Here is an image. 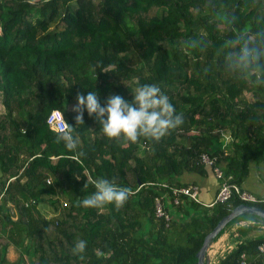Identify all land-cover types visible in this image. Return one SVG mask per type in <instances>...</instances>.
<instances>
[{
	"label": "trees",
	"instance_id": "obj_1",
	"mask_svg": "<svg viewBox=\"0 0 264 264\" xmlns=\"http://www.w3.org/2000/svg\"><path fill=\"white\" fill-rule=\"evenodd\" d=\"M244 42L262 53L250 69L228 58ZM142 84L184 116L160 141L109 139L86 110L75 125L78 92L97 91L103 105L112 94L131 101ZM0 96V264H197L207 234L244 201L207 205L174 189L190 186L186 171L214 174L196 164L204 152L240 185L252 161L264 165V0H0ZM54 109L74 125L75 151L57 142ZM98 178L133 195L119 209L80 206ZM243 216L263 220L227 227Z\"/></svg>",
	"mask_w": 264,
	"mask_h": 264
},
{
	"label": "clouds",
	"instance_id": "obj_2",
	"mask_svg": "<svg viewBox=\"0 0 264 264\" xmlns=\"http://www.w3.org/2000/svg\"><path fill=\"white\" fill-rule=\"evenodd\" d=\"M262 53L244 42L238 53L229 55L233 66L250 69L260 60ZM103 70V69H102ZM131 101L125 100L119 94H112L106 98L102 105L97 91H88L87 95L77 93V103L73 106L75 125L84 124L85 110L89 117H94L102 127L103 134L109 139H119L136 143L141 137L160 141L172 129L184 123L182 113H177L169 97L157 84L138 85L132 93ZM63 141L69 151H75L80 143L75 135L74 125L64 120V127L57 130V142ZM84 153H78L83 156ZM95 191L80 201V206L85 208H100L107 204H114L121 208L133 195L129 187H120L114 182L98 178L92 181ZM86 241H78L73 253H83Z\"/></svg>",
	"mask_w": 264,
	"mask_h": 264
},
{
	"label": "crops",
	"instance_id": "obj_3",
	"mask_svg": "<svg viewBox=\"0 0 264 264\" xmlns=\"http://www.w3.org/2000/svg\"><path fill=\"white\" fill-rule=\"evenodd\" d=\"M181 179L188 185L199 186V198L202 203L208 205L216 201L220 182L210 169L204 168L202 171H186ZM241 186L256 197L264 198L263 163L257 161L250 163L249 174L245 177ZM41 212L43 214L53 213L48 207H42ZM226 227L224 228V232L217 236L209 249L210 264H218L242 244L248 245L253 240L264 238V221L261 219L243 216L229 227ZM8 256L10 261L17 260L18 252L13 246L9 249ZM247 260L249 264H264V255L258 251H250L247 254Z\"/></svg>",
	"mask_w": 264,
	"mask_h": 264
},
{
	"label": "built area",
	"instance_id": "obj_4",
	"mask_svg": "<svg viewBox=\"0 0 264 264\" xmlns=\"http://www.w3.org/2000/svg\"><path fill=\"white\" fill-rule=\"evenodd\" d=\"M64 120L67 122L64 113L59 109H54L51 111L47 118V122L49 126L52 129L58 130L59 128L64 127ZM68 123V122H67ZM196 164L200 166L205 167H212L214 175L220 182V188L219 192L216 196V201L219 202H230L233 198H239L242 201L245 202H259L258 197H256L254 194L250 193L249 191L242 188V186L238 183L231 182L232 176H225V173L223 171V168L221 167L220 163L218 162V156L212 155L210 153L204 152L201 154V156L196 160ZM52 181V178H48V182L50 183ZM164 186H167L164 184ZM199 186L197 185H190L187 187L182 188H175L174 191L177 194H184L189 196L191 199L200 202L199 198ZM261 201L264 202V198L261 199ZM176 203L179 202V199L177 198L175 200ZM209 204V205H213ZM157 213L158 215H164L165 212L162 208V203L160 199H157ZM166 217L169 219V215H166ZM258 252L262 255H264V242L260 243L258 245ZM237 264H249L247 260V254L244 252L242 253L240 259L238 260Z\"/></svg>",
	"mask_w": 264,
	"mask_h": 264
},
{
	"label": "water",
	"instance_id": "obj_5",
	"mask_svg": "<svg viewBox=\"0 0 264 264\" xmlns=\"http://www.w3.org/2000/svg\"><path fill=\"white\" fill-rule=\"evenodd\" d=\"M242 214H252L256 215L264 220V208L251 205L247 203H241L234 207L229 214L224 216L215 228L207 234L201 249L196 254L198 261L197 264H210L209 249L212 243L215 241L220 232L230 223L232 220L237 218Z\"/></svg>",
	"mask_w": 264,
	"mask_h": 264
},
{
	"label": "rangeland",
	"instance_id": "obj_6",
	"mask_svg": "<svg viewBox=\"0 0 264 264\" xmlns=\"http://www.w3.org/2000/svg\"><path fill=\"white\" fill-rule=\"evenodd\" d=\"M247 96H248V97H251L250 94H247ZM0 107H1V109H3V107H2V103H1V96H0ZM225 138H226V135H224L223 139H225Z\"/></svg>",
	"mask_w": 264,
	"mask_h": 264
}]
</instances>
